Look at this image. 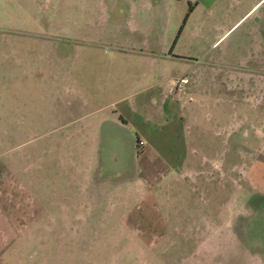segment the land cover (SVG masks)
<instances>
[{
    "label": "rangeland",
    "instance_id": "obj_1",
    "mask_svg": "<svg viewBox=\"0 0 264 264\" xmlns=\"http://www.w3.org/2000/svg\"><path fill=\"white\" fill-rule=\"evenodd\" d=\"M78 3L0 0V264H262L264 67L189 89L209 116L186 149L136 150L126 127L131 147L105 151L113 136L79 130L114 115L91 101L97 71L136 65L95 45Z\"/></svg>",
    "mask_w": 264,
    "mask_h": 264
},
{
    "label": "crops",
    "instance_id": "obj_2",
    "mask_svg": "<svg viewBox=\"0 0 264 264\" xmlns=\"http://www.w3.org/2000/svg\"><path fill=\"white\" fill-rule=\"evenodd\" d=\"M78 5L81 23L99 24L95 45L114 60L125 57L136 65L130 79V68L126 72L106 65L97 71L104 76L91 101L102 105L97 111L113 108L114 115L95 118L79 130L113 136L101 139L108 152L131 147V140L120 137L119 131L129 136L126 127L135 132L136 150L186 149L193 126L209 116L194 111L189 89L207 76H218L226 89H241L244 72L264 67V0H80ZM175 61L187 66L179 70ZM231 67L238 69L231 73ZM120 73L123 77L114 82L111 75ZM182 76L187 82L183 92H176L174 83ZM116 91L122 95L113 98ZM235 126L232 134L241 125ZM260 253L264 264V248Z\"/></svg>",
    "mask_w": 264,
    "mask_h": 264
},
{
    "label": "built area",
    "instance_id": "obj_3",
    "mask_svg": "<svg viewBox=\"0 0 264 264\" xmlns=\"http://www.w3.org/2000/svg\"><path fill=\"white\" fill-rule=\"evenodd\" d=\"M186 82H187L186 76H182L176 79L173 88L174 91L183 92ZM142 144H143L142 141H138V146H141Z\"/></svg>",
    "mask_w": 264,
    "mask_h": 264
},
{
    "label": "flooded vegetation",
    "instance_id": "obj_4",
    "mask_svg": "<svg viewBox=\"0 0 264 264\" xmlns=\"http://www.w3.org/2000/svg\"><path fill=\"white\" fill-rule=\"evenodd\" d=\"M241 134H242V129H241ZM108 146L109 145H107V143H106V146L105 147H107V149H108ZM123 147H125V146H123ZM105 151H108V150L105 149Z\"/></svg>",
    "mask_w": 264,
    "mask_h": 264
},
{
    "label": "trees",
    "instance_id": "obj_5",
    "mask_svg": "<svg viewBox=\"0 0 264 264\" xmlns=\"http://www.w3.org/2000/svg\"><path fill=\"white\" fill-rule=\"evenodd\" d=\"M138 141H139V140H136L137 143H138ZM137 147H138V146H137ZM249 227H250V230H249V232H250V231H251V228H252L250 224H249Z\"/></svg>",
    "mask_w": 264,
    "mask_h": 264
},
{
    "label": "water",
    "instance_id": "obj_6",
    "mask_svg": "<svg viewBox=\"0 0 264 264\" xmlns=\"http://www.w3.org/2000/svg\"><path fill=\"white\" fill-rule=\"evenodd\" d=\"M261 233H262V234H264V232H263V231H262ZM255 237H256V236H254V237H252V238H255ZM263 237H264V235H263Z\"/></svg>",
    "mask_w": 264,
    "mask_h": 264
}]
</instances>
